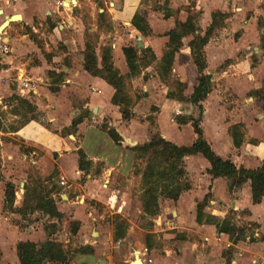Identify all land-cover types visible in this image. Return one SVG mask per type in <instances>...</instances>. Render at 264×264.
Here are the masks:
<instances>
[{
    "label": "crops",
    "instance_id": "crops-1",
    "mask_svg": "<svg viewBox=\"0 0 264 264\" xmlns=\"http://www.w3.org/2000/svg\"><path fill=\"white\" fill-rule=\"evenodd\" d=\"M216 13L227 16L203 48L204 72L211 76L212 90L201 103L200 127L217 156L237 168L255 170L264 160L262 103L252 94L264 87V0H77L72 11L48 0H23L4 9L0 22L6 17L19 19L5 25L12 54L0 70V264H20L16 248L21 242L40 247L48 240L61 243L67 251L76 244L89 248L68 254L67 264H130L134 260L136 249L127 259L116 262L112 258L108 248L114 243L113 235L105 234L96 206L123 212L124 202L119 203L114 195L121 191L115 179L129 176L132 170L130 143L142 145L150 140L148 117L152 114L163 139L178 147L194 143L191 119L199 113L189 101L198 79L189 46L193 35L181 39L167 83L160 79L158 69L167 50V34L177 23L195 17V33L202 36ZM134 17L145 22L140 24L143 31L133 25ZM28 33L38 42L29 39ZM87 41L94 47L98 68H102L103 51L109 50L113 67L123 77L130 73L123 49L133 48L141 58L138 72L127 84L133 98L128 122L111 103L114 89L84 70ZM145 49L152 51L154 61L142 59ZM171 80L185 86L184 101L167 97ZM24 81L29 82L28 88L22 87ZM14 97L33 106L39 119L33 117L8 129L4 114ZM255 99L259 110L249 104ZM18 107L17 111L22 110ZM11 116L16 119L18 113ZM79 117L81 122L71 130ZM185 117L188 122L179 125L176 118ZM236 125L242 126L238 148L230 132ZM109 127L121 137L123 146H116L107 136ZM79 150L86 157L84 170L78 167ZM24 164L37 171L44 185L39 193L37 187L29 186V176L20 172ZM96 165L103 168L98 171ZM184 166L190 187L177 201L160 203L158 221H153L159 227L152 232L158 249H147L142 241V249L137 250L142 264H264V197L259 204L252 203L250 181L229 191L226 179L208 174L210 164L200 154L185 157ZM61 178L66 185L59 184ZM7 183L15 186L14 211L4 210ZM207 196L203 221L197 223V206ZM38 197L53 199L60 219L35 209ZM240 212L247 226L235 245L206 221L215 217L235 226L231 217ZM51 224L55 227L49 237ZM133 231L130 226L117 243H131Z\"/></svg>",
    "mask_w": 264,
    "mask_h": 264
},
{
    "label": "trees",
    "instance_id": "trees-1",
    "mask_svg": "<svg viewBox=\"0 0 264 264\" xmlns=\"http://www.w3.org/2000/svg\"><path fill=\"white\" fill-rule=\"evenodd\" d=\"M226 16V14L221 13L213 14L212 23L202 36L195 33V17H188L185 23H177L176 27L167 34L169 37L167 50L160 61L158 69L160 79L166 83L168 82L166 78L171 73L174 55L181 47V39L187 35H193V39L189 46L191 48L193 62L198 70V79L197 85L194 88L189 101L195 108H197L199 116L191 119V126L196 138L194 143L190 146L178 147L157 134L151 136L148 142L129 148L134 153L132 171L138 166L139 161L140 163L144 162L141 173L140 201L143 215L146 218H154L159 215L161 200L175 202L183 192L189 189L190 185L184 166V158L195 154H200L208 161L210 164L208 174L212 178H224L228 181L229 191H232L233 187L240 188L245 182L250 181L252 203L259 204L264 197V160L262 161L261 166L255 170H249L243 167L237 168L230 160H223L213 152L210 145L204 140L202 129L200 127V116L203 112L201 103L212 90L211 76L204 72L206 69V61L203 48L214 35L216 30L221 27ZM132 22L139 31L144 30L140 24L144 23L145 25V22L141 18L134 17ZM142 53L143 60L146 53L151 54L149 58L151 60L150 62L155 60L150 49L142 50ZM123 55L130 72L126 77L120 76L118 71L113 67L109 50L103 51L102 68H98L94 47L87 41L83 66L84 70L89 75L104 79L114 89L111 103L119 108L122 120L128 122L132 118V103L126 92V85L127 81L138 72V61L141 60V58H139L136 50L133 48H124ZM148 60H146V62H148ZM168 86L169 92L167 97L169 99H176L179 101L185 100L182 96L185 86L182 83L176 80H171ZM252 94L257 96L261 101V109L264 115V92L261 89ZM17 102L26 113L34 112L33 106H31L26 100L17 98ZM30 119L34 118L31 117ZM176 121L179 125H183L188 122V119L187 117L180 120L176 118ZM80 122L81 117L73 120L71 130ZM241 127V125H236L230 130L233 144L236 148H238L242 142ZM0 129H2L1 124ZM105 132L114 144L118 146L121 145L122 139L114 128L110 127L106 129ZM77 153L79 157L78 167L79 169L84 170V160L86 157L81 150ZM86 165H88V162ZM35 199L37 201L35 209L42 211L44 214H48L51 218L60 219L61 215L57 212L53 199L48 198L44 200L43 197ZM208 199V196L205 197L203 204L197 206V223L203 221V207ZM14 200L15 186L12 183H7L4 195L5 211H14ZM116 219H119V222L115 224L113 231L114 243L125 237L128 226L125 220L120 219V216H116ZM206 221L216 227L218 234L228 235L229 240L233 245L239 240V238H235V235L237 234L235 226L228 220H218L215 217H207ZM53 227H55L53 224L47 226L49 237L54 233ZM149 238L150 235L146 234L145 243L147 249H151L150 244H148ZM88 249L89 248L81 247L76 250V253H84L88 251ZM231 250L232 248H229L226 253L229 255ZM16 252L20 264H44L46 261L52 262L53 264H67L68 262V251H65L63 245L55 240H48L40 247L29 242H21L17 245Z\"/></svg>",
    "mask_w": 264,
    "mask_h": 264
},
{
    "label": "rangeland",
    "instance_id": "rangeland-1",
    "mask_svg": "<svg viewBox=\"0 0 264 264\" xmlns=\"http://www.w3.org/2000/svg\"><path fill=\"white\" fill-rule=\"evenodd\" d=\"M28 36H29V39H31L32 41L34 40L35 42H38L37 38L35 36H33L32 34L28 33ZM91 39H94V38L91 37ZM261 47L264 51V45L263 44L261 45ZM150 56H151V54L146 53L144 55V60L145 61L148 60L150 58ZM254 58H255V56H252V64H255ZM127 84H129V81ZM262 91L264 92V87H263ZM126 92L128 93V97L130 98L131 103H133V98L131 95H129V89H128L127 85H126ZM17 98H19V97H16L14 100H11V103H13L12 104L13 107L11 106L10 109L8 107V109H7L8 113L4 114V121H5L6 125L8 126V129H15V128L23 125L31 117H35V119H39V117H40L38 114L36 115L34 113H26L24 110H18L17 111L16 108H19ZM249 104H252V105L256 106L257 108L259 106V103L257 102L256 99L253 101H249ZM258 110H259V108H258ZM16 113H18V116L15 119L11 115H14ZM148 119H149L150 124H151L150 136L157 135L158 133H157L155 125H154L153 114H152V116H149ZM102 128H106V127H102ZM68 132H70V131H68ZM122 142H121V145H119V147L123 146ZM14 144H18V143L14 142ZM127 144H129V143L127 142ZM116 146H118V145H116ZM22 148L24 149V147H22ZM133 163H134V161H133ZM143 166H144V162L140 163V161H139L138 166L135 167V169L133 171L131 170L129 176H127L125 178L116 177V179H115L118 186L121 187V191L119 193H115L114 195L118 199L119 203L122 201L124 202L123 212L115 213L116 209L112 210V209H109V208H107L105 206H101V205L96 206V210L102 216V222L101 223H102L103 229L106 232L105 234L111 232L113 235L115 224L117 222H119V219L117 220L116 216H120L121 220H125L127 222L128 226L126 229V234L129 230L130 226L133 227L134 231L131 234V236L133 237L131 243L120 241L119 243H117V242L113 243L111 246L109 245L108 250L110 251V255L112 256L113 259L116 260V262L119 259H123V260L127 259V257L130 255L131 251H133L134 249H136V250L142 249V247H143L142 241H144V243H145V235L146 234L150 235V238L148 240V244H150L151 248L158 249L157 244L159 241H157L156 235L152 233L154 230V227L156 225H157V227H159V224H156L155 222H153V221H158V216L154 217V218H146V217H144V215L142 213L140 194H141V173H142ZM19 168H20L19 170L21 173H24L27 176H29V178H30L29 186L37 187V189L35 191L37 193H39V191L42 190V186H44V185L42 184L41 180L39 179V176L37 175V171L34 169V167H31V165H29V164H24V165H21V167H19ZM102 168H103L102 165H96V170L100 171V169H102ZM132 169H133V166H132ZM163 201L164 200H161L160 203H162ZM238 215L240 216V218H237ZM238 215H234L233 217H231V219L233 218V223L236 226L235 230L238 231V236L235 238H238L241 236L240 233H242L243 226L245 224V223L243 224V214L240 212V213H238ZM129 221H131V223ZM162 226H163V228H168L167 225L162 224ZM246 226H244V227H246ZM250 229H253V226H250ZM171 232H173V231H171ZM143 234H145V235H143ZM79 246L80 245L76 244L74 247H70V248L68 247L67 248L68 254H70L72 252H76V250H78L81 247V246L80 247ZM65 251H67V250L65 249ZM262 263L263 262L260 261V264H262Z\"/></svg>",
    "mask_w": 264,
    "mask_h": 264
},
{
    "label": "built area",
    "instance_id": "built-area-1",
    "mask_svg": "<svg viewBox=\"0 0 264 264\" xmlns=\"http://www.w3.org/2000/svg\"><path fill=\"white\" fill-rule=\"evenodd\" d=\"M21 1L23 0H0V16H2L4 9L12 7L17 2H21ZM48 1L53 2L57 8H62L66 10L72 11L75 7H77V0H48ZM5 24H8V17H6L5 21L0 22V70L2 69V66L6 64L7 61L11 58V54H12V49L7 37ZM21 84L24 89L29 87V82L27 81H24ZM59 184L61 186L66 185L63 178L60 179ZM144 252H146V250H144Z\"/></svg>",
    "mask_w": 264,
    "mask_h": 264
},
{
    "label": "water",
    "instance_id": "water-1",
    "mask_svg": "<svg viewBox=\"0 0 264 264\" xmlns=\"http://www.w3.org/2000/svg\"><path fill=\"white\" fill-rule=\"evenodd\" d=\"M18 19H19L18 16L14 17V18H10V19H8V24H5V25L8 26L10 23H12V22H14L15 20H18ZM137 40H138L137 47L141 48V46H142L141 39L138 38ZM70 138H73V137L70 136ZM130 144H131L132 147H134L136 145V143H130ZM134 255H135L134 260L130 264H142V262H141V260L139 258V251H137V250L134 251ZM99 264H105V262L102 261Z\"/></svg>",
    "mask_w": 264,
    "mask_h": 264
}]
</instances>
